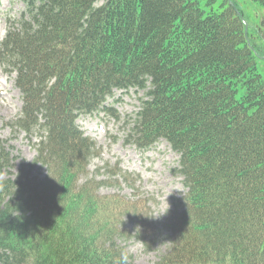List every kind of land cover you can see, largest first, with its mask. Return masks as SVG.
Masks as SVG:
<instances>
[{"label":"trees","instance_id":"1","mask_svg":"<svg viewBox=\"0 0 264 264\" xmlns=\"http://www.w3.org/2000/svg\"><path fill=\"white\" fill-rule=\"evenodd\" d=\"M101 1L23 0L0 43V68L21 96L12 124L42 137L18 167L0 143V264H135L120 245L126 218L136 238L155 240L133 202L79 184L98 150L78 119L116 118L106 103L130 90L144 98L127 141H165L185 190L155 264H264V53L243 13L232 0L218 10L208 0V12L199 0Z\"/></svg>","mask_w":264,"mask_h":264},{"label":"rangeland","instance_id":"2","mask_svg":"<svg viewBox=\"0 0 264 264\" xmlns=\"http://www.w3.org/2000/svg\"><path fill=\"white\" fill-rule=\"evenodd\" d=\"M104 0L96 6L102 5ZM208 0H199L200 6L208 12ZM243 13L246 21V33L264 53L263 7L252 0H232ZM222 0L212 3L213 10H218ZM24 9L23 0H0V43L8 28L19 18ZM221 10V9H220ZM256 58L257 72L264 79V56ZM8 70V69H7ZM14 74L0 68V143L9 146L16 164L32 162L36 156V146L42 139L38 133L26 136L13 126L21 112L20 92L14 86ZM2 88V89H1ZM144 92L130 90L116 91L106 107L115 117L100 112L91 117L82 116L77 124L85 137L89 138L98 150L93 156L87 170L80 176L79 184H98V194L105 198H116L133 202L140 216L149 218V225L157 234L151 242L136 238L140 229L137 222L122 220L123 230L130 233L129 239L120 245L126 255L135 264H155L170 248V234L163 225L175 199L180 198L185 190L175 170L179 156L174 153L165 141H160L148 150H140L130 144L126 135L131 126L128 121L134 119L140 108V99ZM117 173L116 176H112ZM32 175L43 179L46 169L37 167ZM165 213V214H164ZM162 215L159 218L158 216Z\"/></svg>","mask_w":264,"mask_h":264},{"label":"clouds","instance_id":"3","mask_svg":"<svg viewBox=\"0 0 264 264\" xmlns=\"http://www.w3.org/2000/svg\"><path fill=\"white\" fill-rule=\"evenodd\" d=\"M165 214V213H164ZM164 214H161L160 216H158V217H156V218H159V217H161L162 215H164Z\"/></svg>","mask_w":264,"mask_h":264},{"label":"water","instance_id":"4","mask_svg":"<svg viewBox=\"0 0 264 264\" xmlns=\"http://www.w3.org/2000/svg\"><path fill=\"white\" fill-rule=\"evenodd\" d=\"M245 32H246V28H245Z\"/></svg>","mask_w":264,"mask_h":264},{"label":"bare ground","instance_id":"5","mask_svg":"<svg viewBox=\"0 0 264 264\" xmlns=\"http://www.w3.org/2000/svg\"><path fill=\"white\" fill-rule=\"evenodd\" d=\"M2 89V88H1Z\"/></svg>","mask_w":264,"mask_h":264}]
</instances>
